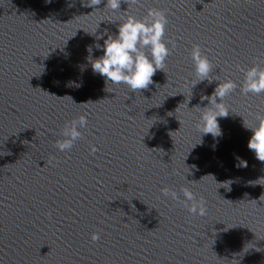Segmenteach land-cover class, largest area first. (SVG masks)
Returning <instances> with one entry per match:
<instances>
[{"label": "water", "instance_id": "water-1", "mask_svg": "<svg viewBox=\"0 0 264 264\" xmlns=\"http://www.w3.org/2000/svg\"><path fill=\"white\" fill-rule=\"evenodd\" d=\"M105 3L0 0V264H264V162L244 127L264 114V93L240 88L247 69L264 68V0ZM149 9L165 13L175 42L164 69L139 92L105 84L87 46ZM193 45L210 79L237 84L218 143H200L201 99L219 82L193 87ZM81 116V138L60 151Z\"/></svg>", "mask_w": 264, "mask_h": 264}, {"label": "clouds", "instance_id": "clouds-1", "mask_svg": "<svg viewBox=\"0 0 264 264\" xmlns=\"http://www.w3.org/2000/svg\"><path fill=\"white\" fill-rule=\"evenodd\" d=\"M101 2L102 0H93L92 6ZM121 2L122 0H106L105 6L112 11H116L120 10ZM45 3L50 4L52 0H45ZM167 24L168 20L163 11L149 9L147 15L143 18H137L133 15L123 18L117 24L114 33H110L108 29H105L103 33L95 34L97 42L86 48L89 53L86 59L90 63L93 74L102 77L105 84H124L132 92L148 89L149 85L154 83L153 76L156 72L164 69L166 59L171 51L168 44L171 43L172 47L175 48V42L165 41ZM100 40H103L102 44L98 42ZM94 50L102 54L94 58ZM190 55L197 77L193 87L205 80L209 84L218 81L210 79L212 64L208 57L202 54L199 45L192 46ZM67 86L80 88L83 83L69 81ZM236 88L237 84L234 81L225 80L217 84L211 95H205V98L201 99V101L207 100L208 105L205 107L199 106L201 113L197 128L200 131V143H202L201 137L203 135L211 134L217 143L219 138L222 137L223 132L218 118L227 117L230 113V110L223 104V99ZM240 88L245 95L264 93V68L253 66L247 69ZM218 98L219 102H217ZM256 120L258 123L248 124L244 122L245 129L251 132L247 141V148L254 153L258 161L264 162V114L257 113ZM86 125L87 120L83 116L73 121L62 133L66 139L58 141L56 147L60 151L70 150L73 143L82 136L80 129L85 128ZM236 159L238 161L237 167H247L246 160L238 156ZM181 191L185 197V202L194 199V194L188 188H182ZM162 194L178 199L177 194L167 188L162 189ZM189 211L192 214L201 216L206 215L207 212L203 206L199 208L190 207ZM98 238L97 234L92 237L93 240Z\"/></svg>", "mask_w": 264, "mask_h": 264}]
</instances>
